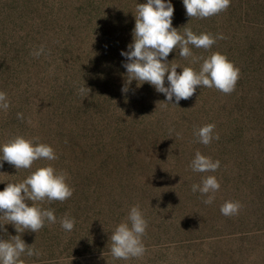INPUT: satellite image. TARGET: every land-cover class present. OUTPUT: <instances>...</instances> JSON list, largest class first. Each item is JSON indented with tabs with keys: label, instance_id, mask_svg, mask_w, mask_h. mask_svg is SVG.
<instances>
[{
	"label": "rangeland",
	"instance_id": "obj_1",
	"mask_svg": "<svg viewBox=\"0 0 264 264\" xmlns=\"http://www.w3.org/2000/svg\"><path fill=\"white\" fill-rule=\"evenodd\" d=\"M165 2L181 33L223 35L209 50L190 47L196 57L224 54L240 69L231 94L197 87L175 106L148 83L132 81L122 93L121 52L133 42L136 4L146 0H0V91L10 102L0 110V145L38 138L58 157L31 169L0 162V191L48 164L74 188L64 202H39L57 223L20 234L39 253L23 255L25 264H264V0H231L207 19L188 17L183 0ZM167 61L197 71L203 62L179 49ZM206 124L219 135L207 146L194 135ZM197 151L219 169L192 171ZM207 175L221 185L210 205L192 191ZM228 200L240 202L238 215L221 214ZM134 205L148 222L146 252L114 259L110 235ZM66 213L71 232L59 223ZM17 234L12 224L0 229V239Z\"/></svg>",
	"mask_w": 264,
	"mask_h": 264
},
{
	"label": "clouds",
	"instance_id": "obj_2",
	"mask_svg": "<svg viewBox=\"0 0 264 264\" xmlns=\"http://www.w3.org/2000/svg\"><path fill=\"white\" fill-rule=\"evenodd\" d=\"M230 4L231 0H183L186 15L191 19H207L218 15L227 11ZM173 15L174 6L165 0H146V3L136 4L133 42L128 45V51L121 52L127 61L123 64L126 69V83L122 87V93L128 92V85L132 81H137L138 87L148 83L158 93L165 95V104H173L171 102L175 98V106L181 100L190 99L196 93L197 87L215 88L223 94H231L240 78V69L224 54L213 52L207 58L196 57L190 47L209 50L217 39H224L223 35H197L188 27H184L181 33L172 26ZM177 49L180 57H191L193 63L202 60L199 70L192 67L181 68L178 64L169 63V54ZM33 55L38 56L39 53ZM177 68H181L182 72L177 73ZM165 77L168 81L167 87ZM86 90L90 91L87 87L80 89L82 93ZM9 107L7 94L0 91V110L6 112ZM214 129V124H206L196 129L194 135L200 143L207 146L213 139H219V135L214 134ZM41 159L54 161L58 157L50 145L39 142L38 138L28 139L17 135L0 145V162H7L16 170L31 169L34 162ZM0 167H3L2 163ZM219 167V160L214 161L200 151L195 153L190 163L192 171L198 173H214ZM220 187L216 176L207 175L202 177L199 184L192 185V191L206 196L203 202L210 205ZM73 193L74 188L67 182V173L57 171L51 164L37 168L22 182L6 183L4 190L0 191V229L5 224H12L18 234L8 239H0V264H25L23 255H39L34 251L33 244L27 245L20 234L25 231L38 233L46 223H57L54 210L40 207L39 202H64ZM241 207L239 201L228 200L220 206V212L231 217L238 215ZM59 223L66 232H71L75 227V219L67 213L60 218ZM147 227L148 222L139 205L132 206L126 220L119 223L110 235L111 256L121 260L142 258L146 252L143 236Z\"/></svg>",
	"mask_w": 264,
	"mask_h": 264
}]
</instances>
